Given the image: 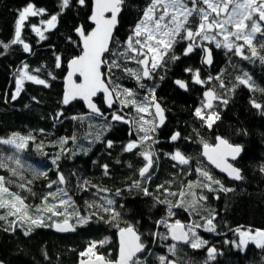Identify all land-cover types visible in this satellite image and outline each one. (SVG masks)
Returning <instances> with one entry per match:
<instances>
[{
	"label": "trees",
	"instance_id": "obj_1",
	"mask_svg": "<svg viewBox=\"0 0 264 264\" xmlns=\"http://www.w3.org/2000/svg\"><path fill=\"white\" fill-rule=\"evenodd\" d=\"M28 3L45 9L47 15L31 17L24 26L22 39L31 48L30 53H25L21 45H11V41L14 38L18 11ZM147 3L148 0H126L114 35L115 40L119 41V44L113 43L114 51L121 48L127 40ZM90 7L91 0L87 8L75 4L70 11L60 16L57 28L45 32L47 38L40 40L32 32L31 25L39 24L42 19L46 20L59 13L60 0H0V139L13 134L32 135L35 138L21 154L22 163L25 165L21 171L24 179L12 176L7 168H0V176L8 182L6 186L10 192L24 199L30 215L35 216L37 209H40L39 214L45 225L33 227L31 235L26 237L22 228L16 227L13 231L5 220H0V264H77L81 259L87 258L80 254L86 251L90 243L105 240L107 243L102 247L98 246L96 251L115 261L118 252V229L114 223L106 222L111 217L100 208L92 207L96 214L88 217V223L81 226L76 220L77 213L80 217H85L89 204H96L97 201L104 203L101 197L114 200L112 207L120 213V227L134 225L149 249L143 257L148 264H158L156 257L168 255L166 245L172 242L153 240L151 235L153 232H166L163 227L157 228L156 222L168 219V209L165 204L157 201H177L181 191L186 194L183 199L191 201L193 197L189 194L188 184L204 182L197 174V168L209 171L226 188L232 190L222 192L218 190V186H214L217 191L208 192L201 187H194L191 191L197 196L207 197L205 201L199 202L198 212L177 207L173 209L174 215L170 221L179 220L186 225L194 222L203 224L204 218L215 216V232L196 229L197 234L207 242V247L217 250L215 259L208 261V264H264V249L257 248L252 242H248L243 248L238 247L240 237L237 233V229L251 234L258 230L264 231V172L261 171L264 168V114L252 107L253 101L264 105V65L258 59H241L210 45L213 63L207 68L201 63L199 49L195 54L184 57L183 44H180L176 46L175 54L181 55V59L173 63L166 58L164 66L156 71L151 80L142 81L144 88H140L123 71L116 70L113 75L114 84L118 83L122 88L134 91L138 101L143 102L144 97L149 95V89L155 87L156 101L167 114L160 135L156 131L152 133L155 143L147 142L151 143L155 153L153 168L150 170L151 179L141 178L139 169L144 166L145 161L139 152L143 148L125 152L124 146L142 135L137 131L142 114L137 113L132 106L121 107L119 102L115 103V112L129 121L124 124L121 121H112L111 116L100 118L87 114L81 103L74 102L67 108L61 103L67 62L79 54V49L69 43L68 37L78 41L74 28L79 25L91 30L88 22ZM3 44H8L9 48L4 50ZM261 54H264V50ZM56 55L63 58V69L55 68ZM106 58L112 59L111 55ZM25 64L28 65L30 74L46 79L50 86L45 88L25 81L17 99L12 100L15 80ZM127 67L138 69L134 62L128 63ZM37 68L41 69L38 73L34 71ZM185 68L200 69L205 84L202 86L192 83L191 77L184 71ZM49 72L56 76L55 80L49 79ZM243 72L251 75L254 91L244 86H236V77ZM161 76L164 77L163 80L160 79ZM208 77L213 79L209 81ZM175 79L186 80L189 83L188 91L178 89L173 83ZM221 82L225 87H220ZM234 87L235 91H232ZM209 89L228 100L227 105L219 100L213 103V110L220 118L211 130L203 126L194 115L195 109L202 107L205 102L203 94ZM96 104L102 112L104 106L100 96L97 97ZM59 111L65 114L61 118L62 122L52 118ZM121 111L124 113L121 114ZM72 116L83 118L82 122L72 120ZM108 124L111 125L110 129L105 128ZM175 132H179L181 138L173 143L170 142V136ZM97 133H100V142L95 140ZM72 136L77 137L76 141L69 139L67 144L61 145L62 138ZM217 136L243 148L241 156L234 164L243 176L238 183L227 181L201 157V139L214 145ZM107 141H112L111 148L106 147ZM177 148L191 158L188 165H179L170 159V154ZM82 149L90 151L85 155ZM0 150L4 155L14 151L6 146H0ZM57 155L60 156L57 161L58 168L52 164V159ZM104 165H107V175ZM30 168L43 171L46 175H35ZM58 173L64 174L67 183L61 185L57 182L48 187L50 182L57 181ZM84 180L89 182L87 191L79 187ZM135 182H139L141 187L136 188ZM21 183L25 184L24 188L19 186ZM61 188L67 191V197L59 193ZM144 188L149 195L144 194ZM100 189L106 191H98ZM164 189L177 195H167ZM117 192L119 195H116ZM50 193L56 195H49ZM60 199L69 200V203L59 206L64 215L53 216L45 211L52 205H59ZM4 212L5 210H0V214ZM65 219L72 222L74 232L70 235L55 233V223H63ZM178 247L182 251L178 256L170 257L177 260L178 264H206V247L198 250L187 245Z\"/></svg>",
	"mask_w": 264,
	"mask_h": 264
},
{
	"label": "snow or ice",
	"instance_id": "obj_2",
	"mask_svg": "<svg viewBox=\"0 0 264 264\" xmlns=\"http://www.w3.org/2000/svg\"><path fill=\"white\" fill-rule=\"evenodd\" d=\"M126 0H91L90 15L88 20L92 25L88 31L83 25L76 26L74 32L78 37V41L71 36L68 41L74 44L79 49V54L74 55L67 62V74L64 80V91L61 103L63 106H68L73 101L80 100L88 108L89 112L96 117H103L100 108L94 102L93 98L98 93H103L104 102L108 108H112L117 102L121 107L132 106L134 110L142 114L139 118V127L137 131L142 135L138 136L135 141H129L124 146L125 152H133L137 148H143L139 155L145 161L143 167L139 169L141 178L151 179L150 170L153 168L155 153L151 148V141L155 143L152 136L158 128L165 124L164 109L156 101L155 87L149 89V95L144 97V101H138L136 93L128 88H122L118 83L113 82V75L116 70L123 71L126 75L133 78L140 88L145 85L142 81L151 80L158 69L164 66L166 58L173 63L181 59V55L175 54L177 45L183 44L182 56L188 57L197 52L201 54V63L211 66L213 63V52L210 45H214L216 49H223L225 53H232L241 59L254 61L259 60L264 65V0H148L142 13L138 17L136 23L131 29L130 35L123 43L122 47L113 50V43L119 44L115 40V30L118 26V16L122 12ZM75 4L82 8L89 7V0H60V12L51 15L46 20H41L39 24H32L31 30L36 33L40 40L47 37L45 32L52 31L57 28L59 18L66 11H70ZM47 15L46 10L36 8L33 3H28L18 11L15 21L14 38L11 45H21L25 53H30L31 48L28 43L22 39V31L24 26L31 17H44ZM4 50L9 48L8 44L2 45ZM111 55L112 59L106 58ZM135 63L138 69L127 67L128 63ZM64 61L60 55L55 56V68L63 69ZM107 69V72H105ZM35 72H40L37 68ZM191 77V82L194 84L204 85L205 80L201 77L200 69L185 68L184 70ZM49 79L55 80L56 76L48 73ZM76 77L79 78L77 81ZM164 79L163 76L160 77ZM213 77H208L211 81ZM215 79L219 80V77ZM25 81H29L36 85L49 87L46 79H41L37 75L30 74L28 65H23L19 71L18 77L15 80V91L11 95L12 100H16L22 91ZM173 83L178 89L188 91L189 83L183 79H175ZM114 84V86H113ZM159 85H156L158 87ZM236 86H244L249 90H255V85L251 75L248 72H243L242 75L236 77ZM220 87H225L221 82ZM235 91V87L231 89ZM205 102L202 107L195 109L194 115L199 119L203 126L212 129L213 124L220 118L219 114L213 110V101L219 100L224 105L228 104L227 99H223L215 94L211 89L204 93ZM38 103V101H37ZM252 107L261 110L264 114V105L252 102ZM154 108V112L151 109ZM65 114L63 111L57 112L52 118L54 121H61ZM152 117L147 119L145 117ZM72 120H80L81 117L72 116ZM112 121H121L129 123L124 116L113 112ZM110 129L111 125L105 126ZM43 131V130H41ZM91 136V133L88 134ZM180 133L175 132L170 136V142L175 143L180 139ZM32 135L21 136L13 134L11 137L0 139V146H6L14 150L11 154L4 155L0 150V168H7L10 174L14 177H19L21 180L24 177L21 171L25 165L22 163L21 154L28 149L29 143L34 141ZM69 139L76 141L77 137L62 138L61 145L67 144ZM96 142H100V133H97ZM216 143L209 144L206 140L201 139L202 153L201 155L207 160L208 164L218 169L221 173L227 175L232 180H241V170L235 167L230 161H235L243 151L242 146L233 145L228 140L217 136ZM90 143L92 141H89ZM112 141H107L106 147L111 148ZM86 155L90 149H82ZM60 156L57 155L52 159V164L57 165ZM170 159L179 165H188L190 157L186 156L179 148L170 154ZM14 165V166H13ZM58 168V165H57ZM105 174L107 175V165H104ZM35 175L45 176L43 171H37L30 168ZM264 172V168L261 169ZM197 174L203 178V183L193 185L188 184L189 194L193 197L191 201H185L183 197L186 195L184 191L179 193L180 199L177 201L158 200L157 203L167 206L168 219H162L156 222L157 228L163 227L166 232L151 233L153 240H171L172 243L166 245L168 255H159L156 257L158 264H178L177 260L170 257L178 256L182 251L178 246L184 244L194 250L206 247L207 261H212L216 257L217 250L214 247H207V242L202 239L196 229L203 228L207 232H215V224L213 223L215 216L204 218V223L183 224L179 220L174 222L170 218L174 215L173 209L184 207L186 211L198 212L199 202L207 199L204 195L197 196L191 189L201 187L208 192L217 191L229 192L232 189L226 188L219 179L214 178L211 173L203 168L196 169ZM61 185L66 184V177L63 173H58L57 181L49 183L48 187H52L53 183ZM3 176H0V210H5L4 214H0V220H5L15 231L16 227L23 229L24 236H30L33 227H42L44 225L43 217L39 214L40 209H37L35 216L29 214L28 206L24 199L18 194L10 192L6 186ZM88 181L84 180L79 187L87 191ZM25 187L24 183L19 185ZM134 186L140 188L139 182H135ZM163 188V186H160ZM145 195L150 193L146 188L142 189ZM62 196L67 197L68 193L65 189L58 190ZM98 191H106L100 189ZM167 195L176 196L177 193L168 192L164 189ZM55 196L56 194L50 193ZM119 195V192L116 193ZM105 204L98 205L107 213L111 219L106 221L114 223L118 229L119 236V255L115 261H111L102 254L96 251L97 247H102L107 240L92 242L85 252L80 255L87 257L81 260V264H148V261L143 254L148 252L147 244L142 240L141 234L132 224H126L120 227V213L113 206L114 200L105 199ZM47 198H45L46 202ZM69 203V200L60 199L59 205H52L45 209L53 216L64 215V212L59 210L60 205ZM89 207H94L89 204ZM96 213H93L95 215ZM14 217V219H7ZM103 219V217H100ZM77 222L82 226L88 223V217H80L76 214ZM56 231L67 232L74 231V227L69 224L68 219L63 223H55ZM7 231V229H5ZM240 237L238 247L243 248L249 241L255 243V246L264 249V231H256L251 234L248 231L237 229ZM95 259H92V258Z\"/></svg>",
	"mask_w": 264,
	"mask_h": 264
},
{
	"label": "water",
	"instance_id": "obj_3",
	"mask_svg": "<svg viewBox=\"0 0 264 264\" xmlns=\"http://www.w3.org/2000/svg\"><path fill=\"white\" fill-rule=\"evenodd\" d=\"M121 14V13H120ZM120 16V15H119ZM119 16H118V19H119ZM88 22H89V20H88ZM89 24H90V22H89ZM90 26L92 27V25L90 24ZM116 31V30H115ZM114 35H115V33H114ZM78 38V37H77ZM203 66L204 67H207V68H209L210 66L209 65H205V64H203ZM67 74V73H66ZM65 78H66V75H65V77H64V79H63V91H64V80H65ZM76 79H77V81H79V78L78 77H76ZM176 86V85H175ZM177 87V86H176ZM182 91H184V90H182ZM205 93V92H204ZM98 96H101L102 97V101H103V106H104V110H106V111H110V110H112V108H108L107 106H106V104H105V102H104V96H103V93H98L97 94V96L96 97H94L93 98V100H94V102L96 103V99H97V97ZM203 98H204V94H203ZM204 100H205V98H204ZM74 102H78V103H81L82 105H83V108H84V111L87 113V114H90V115H92L90 112H89V110H88V108L86 107V105L83 103V101H80V100H76V101H73L72 103H74ZM215 101H213V103H214ZM71 103V104H72ZM71 104H69V105H71ZM68 105V106H69ZM68 106H63L64 108H67ZM153 111H154V108H153ZM217 142V141H216ZM215 142V143H216ZM68 153V152H67ZM66 153V154H67ZM201 153H202V149H201ZM241 154H242V152H241ZM241 154H240V156H241ZM239 156V157H240ZM201 157H202V159L205 161V163L210 167V168H212L216 173H218V174H220V175H222L227 181H229V182H234V183H238V182H240L241 180H232V179H230V178H228L227 177V175L226 174H224V173H221L218 169H216V168H214L212 165H210V164H208V162H207V160L201 155ZM239 157L235 160V161H230L233 165L236 163V161L239 159ZM69 224H71V223H69ZM72 225V224H71ZM53 230H54V232L55 233H58V234H61V235H70V234H72L74 231H67V232H59V231H56V229H55V227L53 226ZM75 230V229H74ZM171 241V240H170ZM117 242L119 243V236H118V233H117ZM172 242V241H171ZM180 246H186V245H184V244H179ZM117 254H119V248H118V252H117ZM95 259V258H94ZM81 260H83V259H81ZM81 260L77 263V264H81Z\"/></svg>",
	"mask_w": 264,
	"mask_h": 264
},
{
	"label": "rangeland",
	"instance_id": "obj_4",
	"mask_svg": "<svg viewBox=\"0 0 264 264\" xmlns=\"http://www.w3.org/2000/svg\"><path fill=\"white\" fill-rule=\"evenodd\" d=\"M211 46L214 47V45H211ZM214 48H215V47H214ZM219 50H221V49H219ZM222 50H223V49H222ZM127 124H128V123H127ZM101 204H104V205L106 206L105 201H104V203L97 201V203H96V204H93V205H94V207H96L95 209L100 208V209L103 211V209H102L101 207L98 206V205H101ZM95 211H96V210H94V208H90V207H88V209L86 210V215H85V217H89V216H91V214H93ZM103 212H104V211H103ZM68 222L70 223L71 221L68 220ZM71 224H72V222H71ZM72 226H73V225H72ZM249 242H251V241H249ZM252 243H253V242H252Z\"/></svg>",
	"mask_w": 264,
	"mask_h": 264
},
{
	"label": "flooded vegetation",
	"instance_id": "obj_5",
	"mask_svg": "<svg viewBox=\"0 0 264 264\" xmlns=\"http://www.w3.org/2000/svg\"><path fill=\"white\" fill-rule=\"evenodd\" d=\"M216 49V48H215ZM99 97V96H98ZM101 97V96H100ZM102 98V97H101ZM102 104H103V101H102ZM115 105V104H114ZM162 107V106H161ZM163 108V107H162ZM112 111L113 112H115V108H114V106H113V109H112ZM124 112H122L121 111V114H123ZM113 114V113H112ZM164 115H165V117L167 116V114H166V111L164 110ZM112 116V115H111ZM152 117H150V116H148V119H151ZM165 122H166V119H165ZM124 123V122H123ZM124 124H127V123H124ZM129 126V125H128ZM163 127H164V125L163 126H161L160 128H158L157 130H156V134L157 135H160V132H161V130L163 129ZM131 128H132V125H131ZM164 134V133H163ZM166 134H164V136H165ZM166 137V136H165ZM216 142V141H215ZM163 143H168V142H163ZM136 150V149H135ZM65 156L67 155V154H64ZM101 194V193H100Z\"/></svg>",
	"mask_w": 264,
	"mask_h": 264
},
{
	"label": "bare ground",
	"instance_id": "obj_6",
	"mask_svg": "<svg viewBox=\"0 0 264 264\" xmlns=\"http://www.w3.org/2000/svg\"><path fill=\"white\" fill-rule=\"evenodd\" d=\"M152 112H154L153 109H152ZM102 113H103L104 115H103V117H100V118H107L108 116H111V115H112L113 111H112V110H110V111L103 110ZM93 116H94V115H93ZM118 248H119V243H118ZM117 250H118V249H117ZM118 255H119V254H117L116 259L118 258ZM86 259H87V258H86ZM92 259H94V257H93ZM116 259H115V260H116Z\"/></svg>",
	"mask_w": 264,
	"mask_h": 264
}]
</instances>
